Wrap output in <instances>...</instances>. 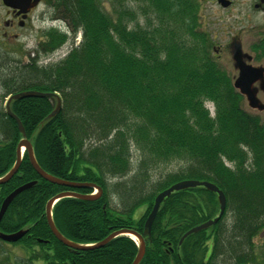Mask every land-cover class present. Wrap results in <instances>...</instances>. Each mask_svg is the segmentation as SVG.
<instances>
[{"label":"trees","instance_id":"16d2710c","mask_svg":"<svg viewBox=\"0 0 264 264\" xmlns=\"http://www.w3.org/2000/svg\"><path fill=\"white\" fill-rule=\"evenodd\" d=\"M128 1L111 0L108 11L103 0H47L72 38L53 28L41 44L42 52L49 54L70 39L74 43L80 31L81 42L59 63L40 66L33 57L24 66L15 61L12 72L0 75L5 97L33 89L61 98V110L50 120L45 119L55 109L57 96L11 103L39 165L55 177L94 183L104 191L94 201L59 200L52 210L56 227L83 245L121 229L143 235L157 194L182 180L209 181L223 190L226 212L235 216L232 238H239V246L231 248L232 264H264V250L257 253L253 245L256 236L264 237V121L245 110L244 96L212 54L214 38L201 26L198 0H136L146 18L142 26L135 23L136 10ZM1 67L9 69L5 63ZM207 102L214 105V115ZM22 137L16 120L0 110V177L13 167ZM90 141L95 144L87 148ZM130 141L141 151L136 166ZM174 159L185 166L146 187L150 165ZM133 170L129 181L115 185L123 209L112 208L105 175L122 177ZM31 181L37 182L15 197L0 223L4 233L27 231L17 242L0 239V264L133 263L139 247L130 237L79 251L54 236L47 202L62 192L88 195L94 189L43 179L27 153L17 174L0 184V207L14 189ZM142 205L146 211L137 218L134 212ZM219 211L218 194L203 186L173 192L162 202L150 236L144 237L140 264H219V255L231 243L223 241L224 217L181 242L187 231ZM3 245L18 247L23 259L13 258Z\"/></svg>","mask_w":264,"mask_h":264},{"label":"rangeland","instance_id":"374dc122","mask_svg":"<svg viewBox=\"0 0 264 264\" xmlns=\"http://www.w3.org/2000/svg\"><path fill=\"white\" fill-rule=\"evenodd\" d=\"M103 1L104 8L108 11H111V0ZM198 2L200 4L201 26L204 29L210 31L212 37L215 39L214 48L211 52L213 55L218 57L220 65L232 77L233 82L235 77L238 76L239 72L233 60L232 47L230 49L228 43L232 39H234L233 37H235L236 34L241 35L246 39L243 44V49L248 56L252 57V59L250 60L246 59V62L254 66L264 65L261 63L260 60H254L252 56L253 54L250 51L249 46L251 43V39L256 36L251 29L243 26V24L240 23H236L233 26L229 27H222L220 22L216 19L213 14L214 10L210 3L211 0H198ZM127 4L136 10L135 23H137V25L142 26L145 23L146 18L140 13V10L138 9V7L140 6L139 2L136 0H130L127 2ZM9 11L10 9L3 4L2 0H0V75H6L12 72V69L14 68V66H16L17 63L15 61H19V64L21 66H24L25 64L30 63V59L33 57L38 58V65L40 66H49L52 64L59 63L67 57L73 46H77L81 42L82 34L80 31L77 33L74 39V43L73 39H70L66 44L58 46L53 52L46 54L42 52L41 44L46 42L47 35L49 31H51L53 28H55L56 30L58 29L59 33H68V35H70L72 38V32L68 29L67 24L57 18V14L55 12L56 10L53 5H50L47 1H44L42 4H40V6L30 12L26 22L23 25H19L17 23L14 28H7L5 25V22L9 19ZM135 23H131L130 26H133ZM4 63L9 66L8 70H4L1 67V65ZM255 87L257 88V96L260 100V103L264 105V90H262V88L260 87V83H256ZM4 93L5 92L0 86V110H6V102L8 97H5ZM206 106L210 110L211 114L214 115V105L211 102H207ZM243 107H245V110L247 112L259 116L261 120L264 121V109H252L245 96L243 99ZM97 143H104V141H100ZM90 144L93 145L95 143L93 141H90V143L87 142V148ZM129 144L131 149V162L133 166H136V164L139 163L141 151L138 150L136 144L133 141H130ZM228 165L233 166L232 164ZM184 166V161L177 159L166 162H155L151 164L150 175L146 179V187H148V184H150L153 180L156 181L163 175L176 172L179 169H182ZM134 174L135 171L133 170L129 172L126 176L122 177H113L110 176L108 173L105 175L106 180L109 184L110 205L112 208L119 210L123 209V204L121 201L122 196L116 193L115 185L120 182L129 181L134 176ZM248 189L251 190L250 185H248ZM147 190L148 189L146 188L145 191ZM145 211L146 205H142L135 210L134 216L139 218L145 213ZM223 217L224 219L222 221V225L225 227L226 231L223 241L230 240L231 243L230 245H225L226 252L223 251L221 252L222 254L219 255L220 263L232 264V249L236 250L239 246L236 245V241H239V238H232V233H234L232 228L234 226L235 216L232 211L227 210ZM133 239H135V241L139 243V240L135 236H133ZM211 243L212 242H209V244ZM253 245L255 246V251L257 253H259L261 250H264L263 234H259L253 239ZM3 246L9 251H11L13 258L16 257L15 259H23V254L18 247H14L12 245H7V247L5 245ZM38 264L42 263L40 262Z\"/></svg>","mask_w":264,"mask_h":264},{"label":"water","instance_id":"95a60500","mask_svg":"<svg viewBox=\"0 0 264 264\" xmlns=\"http://www.w3.org/2000/svg\"><path fill=\"white\" fill-rule=\"evenodd\" d=\"M39 1L40 0H3V3L7 7L18 10L19 14H23L24 17H26V14L32 8H34L39 3ZM233 45H234L232 48L233 60L239 72L238 76L235 77L234 79V87L246 97L252 109L263 110L264 105L260 103V100L257 96V88L255 87V84L260 83V87L262 88V90H264V66H254L252 64L247 63L246 59L250 60L252 59V57L244 53L237 46V43H234ZM56 95L58 96L57 93L40 92L36 90H25V91L15 93L9 98L7 105H6L7 113L10 117L16 120L19 130L23 135V139H21V141L19 142L17 146L16 161L13 167L4 176H2V178L0 179V184L9 182L14 177V175L17 174V172L19 171L22 159H23V148H25L28 153V157H29L31 165L33 166L35 171L39 174V176L42 177L43 179L51 183L69 187V188H93L97 190L98 194L96 195H94V193L89 194V195H83V194H79L77 192H72V191L62 192V193L55 195L47 202L46 217H47L49 228L54 234V236L59 241H61L64 245H66L72 250L83 251V250L103 247L106 244H108L111 240L119 236H129L131 238L135 236L139 240V250L132 264H140L146 252V242H145L144 236H150L153 223L158 215V212L160 210L161 204L164 201V199L169 197L175 191L184 190L188 188H195L198 186H203L206 189L218 194V199L220 203V213L214 219H210L206 221L205 223H202L190 229L187 233L184 234V236L181 239V242L188 235L192 233H197L201 230L208 229L209 227L215 225L222 218V216L224 215L226 211L227 200H226L225 193L217 185L209 181H200V180H192V179L182 180L180 182L173 184L171 187L161 191L156 196L153 207L146 219L145 230H144L143 235L139 234L137 231L132 230V229H121V230L114 231L104 240L96 244H87V245L79 244V243H76L66 238L58 230V228L56 227L54 223L53 213H52L54 205L59 200L66 198V197H76V198H80L83 200L94 201V200H97L101 196L102 189L100 186L94 183L67 181V180L55 177L49 174L48 172H46L37 162L32 143L27 138V133L25 131V128L23 126L21 119L11 109V102L13 100L22 99L26 97H33V96L51 97V96H56ZM61 106H62V102H61V99L58 97L56 108L51 112V114L45 120H49L52 117L56 116L61 110ZM36 182L37 181H31V182L25 183L17 187L3 200L1 207H0V223L7 209L9 208L10 204L15 199V197H17L23 191L34 186ZM26 232H27L26 230H22L16 233H4L0 231V239L6 242H17L20 238L23 237V235Z\"/></svg>","mask_w":264,"mask_h":264},{"label":"flooded vegetation","instance_id":"af4514ba","mask_svg":"<svg viewBox=\"0 0 264 264\" xmlns=\"http://www.w3.org/2000/svg\"><path fill=\"white\" fill-rule=\"evenodd\" d=\"M210 3L213 14L222 27L240 23L254 32L256 36L251 39L250 51L254 60H260L264 64V0H211ZM8 18L5 22L7 28H14L17 23L21 24L27 20H23V15L14 10L9 11ZM235 37L232 40H237V46L243 51L246 39L237 34ZM231 41L228 43L230 49L233 42Z\"/></svg>","mask_w":264,"mask_h":264},{"label":"bare ground","instance_id":"6f19581e","mask_svg":"<svg viewBox=\"0 0 264 264\" xmlns=\"http://www.w3.org/2000/svg\"><path fill=\"white\" fill-rule=\"evenodd\" d=\"M48 116H49V115H48ZM48 116H47V117H48ZM47 117H46V118H47ZM49 120H50V119H49ZM101 189H102V188H101ZM93 193H94V195L98 194L97 190H95V189H94V192H93ZM103 194H104V191H103V189H102V194H101V196H100L98 199H100V198L103 196ZM187 232H188V231H187ZM187 232H186V233H187ZM144 239H145V238H144ZM145 242H146V240H145ZM136 256H137V255H136ZM136 256H135V258H136ZM143 258H144V257H143ZM142 260H143V259H142Z\"/></svg>","mask_w":264,"mask_h":264}]
</instances>
